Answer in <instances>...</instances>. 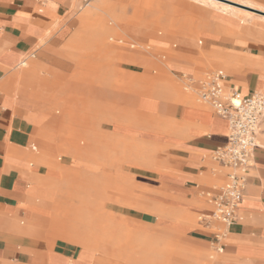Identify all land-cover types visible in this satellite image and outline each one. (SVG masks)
<instances>
[{
  "label": "crops",
  "instance_id": "crops-1",
  "mask_svg": "<svg viewBox=\"0 0 264 264\" xmlns=\"http://www.w3.org/2000/svg\"><path fill=\"white\" fill-rule=\"evenodd\" d=\"M253 3L264 11V0ZM69 7L68 0H0V264H264V120L236 220L220 240L222 251L209 258L201 251L191 255V243L199 248L215 242L214 236L175 224L172 216L186 208L209 211L184 206L214 186L204 182L214 175L211 156L226 142L227 121L188 99L169 102L158 94L152 96L154 108H144L142 70L125 61L111 64L108 55L95 52L105 45L92 41L94 34ZM213 19L215 31H202L205 51L221 55L211 70L225 73L227 90L264 93V27L244 34L236 29L237 18ZM256 22L264 26V20ZM144 115L168 126L164 137L151 140L161 153L150 168L120 158L125 141L141 140ZM67 134L69 143H61ZM77 136L91 151L100 146L117 152L118 159L108 158L113 162L103 168L112 181L133 184L119 197L118 211L140 222L132 249L121 241L99 246L91 239V197L68 207L56 202L52 179L59 175L49 170L55 164L50 153L74 151ZM57 164L68 167L64 159ZM80 215L87 217L84 226ZM157 215L161 219L152 220ZM51 229L69 240L48 239ZM185 231L190 239L173 255L171 237Z\"/></svg>",
  "mask_w": 264,
  "mask_h": 264
},
{
  "label": "rangeland",
  "instance_id": "rangeland-1",
  "mask_svg": "<svg viewBox=\"0 0 264 264\" xmlns=\"http://www.w3.org/2000/svg\"><path fill=\"white\" fill-rule=\"evenodd\" d=\"M253 1L68 0V4L69 13L79 18L85 31L94 34L95 40L92 41L99 43L100 40L105 45L104 50L95 47V52L108 55L111 64L125 61L127 64L137 65L142 70L144 108L153 109L155 100L152 96L158 94L164 95L165 101L185 103L188 99L212 110L209 105L197 101L195 90L184 89L180 73H191L195 77H201L206 71L217 67L212 64L214 58L211 57L216 52L205 51L207 41L202 34V31H215L211 28L214 17L227 21L237 18L238 33L245 34L254 26L264 27L256 22L264 20V14H261L264 11L254 7L257 5ZM140 133L141 140L130 139L124 142L125 147L120 149V158L123 161L125 159L127 163L150 168L157 164L156 161H159V153H161L160 144L151 140L164 137L166 130L157 126L150 116L144 115ZM96 138L100 144L104 140L101 136ZM69 139L70 135L67 134L61 143L68 144ZM113 142H118V139L115 138ZM74 143L76 144L74 151L50 153L55 164L49 169H55L56 175H59L56 176L57 179H52L57 187L56 202L59 204L65 201L62 206L68 207L71 204L78 205L80 198L91 197L95 201L94 213L88 217L93 220L95 227L94 232L89 233L91 239L99 246L103 244L102 241L109 240L111 243L121 241L127 248L132 249L134 228L140 222L125 219L118 214V211L123 205L119 197L125 191H132L133 184L128 179H121L122 183L112 181L107 175V169L103 168L112 164L113 161L107 162L108 158L114 161L118 159L117 152L102 150L100 146L95 148V151H91L86 146L83 136H77ZM60 159H64L68 167L59 166L57 162L59 163ZM70 164L74 166H69ZM215 165L214 175H210L204 182L209 186L221 184L223 181L220 177L225 173V169L219 167L217 163ZM96 189L100 193H96ZM128 203L133 206L131 201ZM186 206L195 209L207 208V210L211 208L205 193H198L196 199L187 202L184 207ZM49 208L47 220L53 211L51 205ZM208 212L186 208L184 214L177 211L172 218L175 224L184 222L200 231L222 233L224 225L219 221L209 219L208 225L205 224L208 220L206 216ZM187 217L190 218L189 221ZM66 218L67 216H63V219ZM85 218H87L85 215H80L77 219L83 224ZM151 218L159 220L161 215ZM200 218L205 220H199ZM49 227L50 225L46 224V228ZM45 233L50 240H69L52 229ZM126 234L132 236L131 240H126ZM171 238L173 255H176L175 251L179 247H183L185 239H190L188 231L181 232L179 237ZM191 245L194 247V244ZM193 247L189 248V251L186 249L191 255L198 251L207 258L210 255H218L215 243L207 242L199 248Z\"/></svg>",
  "mask_w": 264,
  "mask_h": 264
},
{
  "label": "built area",
  "instance_id": "built-area-1",
  "mask_svg": "<svg viewBox=\"0 0 264 264\" xmlns=\"http://www.w3.org/2000/svg\"><path fill=\"white\" fill-rule=\"evenodd\" d=\"M46 2L48 0H39ZM25 60L22 61V64ZM185 90H195L197 101L209 105L213 112L227 121L226 142L212 153V160L225 169L221 184L205 192L210 210L209 219L224 225L222 233H213L216 251H222L220 240L236 220L243 197L248 171L253 164L257 136L264 120V93L253 91L248 96L225 88L226 75L222 70L206 71L201 77L180 73ZM199 220H205L200 218Z\"/></svg>",
  "mask_w": 264,
  "mask_h": 264
},
{
  "label": "bare ground",
  "instance_id": "bare-ground-1",
  "mask_svg": "<svg viewBox=\"0 0 264 264\" xmlns=\"http://www.w3.org/2000/svg\"><path fill=\"white\" fill-rule=\"evenodd\" d=\"M226 1V0H225ZM242 5H244V4H242ZM248 7H251V6H248ZM251 12V11H250ZM220 56L221 55H219V54H217V53H215L214 55H211V57H213V58H216V59H219V60H221V58H220ZM205 62V61H204ZM199 63V62H198ZM23 65H25L26 66V63L24 62L23 63ZM50 111H51V109H50ZM60 111H62V110H60ZM47 112H49V111H47ZM59 114V113H58ZM53 116V115H52ZM52 118V117H51ZM55 119H57V118H55ZM152 119V121L157 125V126H159L160 128H163L164 130H167V124L164 122V121H162V120H155L154 118H151ZM52 122V121H51ZM153 159H155L154 157H153ZM50 170V172L52 173V172H54V170L55 169H49ZM49 176V175H48ZM51 178H47L45 181H49ZM44 189H45V192H50V189H48L47 188V183H45V185H44ZM54 195V194H53ZM49 198V197H48ZM87 209V208H86ZM132 230V229H131ZM129 233V232H128ZM129 234H131V233H129ZM129 234H126L127 236V238H126V240L128 241V240H131V235H129Z\"/></svg>",
  "mask_w": 264,
  "mask_h": 264
},
{
  "label": "water",
  "instance_id": "water-1",
  "mask_svg": "<svg viewBox=\"0 0 264 264\" xmlns=\"http://www.w3.org/2000/svg\"><path fill=\"white\" fill-rule=\"evenodd\" d=\"M258 12V11H257ZM259 13H261V12H259ZM261 14H264V13H261Z\"/></svg>",
  "mask_w": 264,
  "mask_h": 264
}]
</instances>
